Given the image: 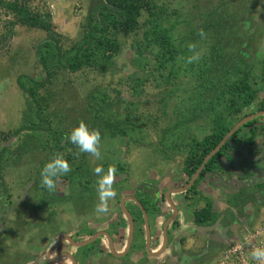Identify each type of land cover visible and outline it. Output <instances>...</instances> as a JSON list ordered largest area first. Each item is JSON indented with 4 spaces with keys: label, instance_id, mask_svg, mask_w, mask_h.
<instances>
[{
    "label": "rangeland",
    "instance_id": "obj_1",
    "mask_svg": "<svg viewBox=\"0 0 264 264\" xmlns=\"http://www.w3.org/2000/svg\"><path fill=\"white\" fill-rule=\"evenodd\" d=\"M34 1L39 5L46 1L43 9L52 14L54 27L59 34L55 39L60 42L59 46L62 50L79 39L80 24L91 0ZM159 2L179 14L177 18L173 16V20L177 19L180 24L173 32V37L177 40L186 37L190 29L189 22L198 27L202 22L201 15L208 14L214 9H221L224 5L227 9L224 13L227 15L225 21L228 24L226 23L223 29L232 27L230 35L225 36L226 39L229 38L225 41V46L230 48L232 42L242 43L240 46L230 48V51L227 49L224 51L225 62L230 57L227 65H232V62L234 63L232 59L238 52L246 55L249 62V72L246 74L253 80L250 83L255 91L260 90L255 82L264 81V0H159ZM7 20L3 10H0V150L3 147L8 150L5 155L6 166L0 180V209L9 201H13L14 209H25L21 198L25 197L23 193L29 190L30 181L37 176L41 166H45L57 155L68 161L70 169L79 166L78 163L93 168L94 165L104 162L106 170L109 172L111 170V175H115L114 163L118 160L121 163L122 176L126 172L128 175L137 171L143 172L152 165L156 169L163 170V173L164 171L180 172L183 166L182 156L174 158L180 153L178 150L177 152L170 150V146L176 143L184 148V144L191 139H201L208 134L212 120L208 119L207 115L204 116V113H208L207 109H211L213 104L207 106L206 102L213 101L214 96L218 95L216 92L220 87L215 88L218 84L222 82L232 84L233 80H237L240 76L230 71L229 78L232 81L228 79L220 81V74L216 73L212 75L211 80L208 79V84H202L197 76L193 77L188 73L184 77L181 74L179 79L166 83L157 73L154 75L142 69L144 61L135 56L134 50L129 46L131 40L124 39L121 40L120 54L112 59L113 66L109 67L105 75L90 70H81L77 73L59 72L39 90V95L44 100L42 104L44 109L40 117L46 119L39 126L43 128L50 126L54 132L50 134L46 131L20 132L14 135L23 124L24 114H29L32 121L38 123L39 119L36 113L29 109V101L18 89L16 79L20 75L29 76L36 82L46 79L37 61L35 50L39 44L49 39V35L41 30L20 26L13 29V36L7 35L9 28ZM208 50L205 44L198 46L191 60L198 64ZM181 64L185 67L183 63ZM262 88L264 89V85ZM95 90H99L100 94L107 93L111 97H114V91L120 92L119 99L124 101L119 107L121 114L118 121L121 123L117 124L123 125L126 131L134 132L133 141L129 136L112 137L110 132L106 133L100 118L95 119L94 122L86 121L91 118L85 111V106L88 104L90 94ZM196 92L201 93V97H196ZM190 97L194 102L199 103V109L195 110ZM128 101L131 102V106L127 105ZM125 109H128L129 119L123 123L126 117ZM201 110L203 113L197 117V113H201ZM216 110V107L212 111L209 110V118L215 119ZM221 110L218 108L219 112ZM80 114L86 116L81 122H84L90 130H99L101 133L99 159L89 153V156L80 153L73 144L63 151H55L56 138L59 137L57 131L63 132V135L71 133L80 123L76 121ZM161 138H164L165 145L160 143ZM77 172L78 169L74 168L69 174ZM106 174L109 175L107 172ZM211 184L218 182L213 181ZM247 196V193H243L241 196L230 195L226 199L219 197L215 200V207L217 206L215 211L223 214L232 208L226 207L230 204V200L232 204H236L246 200ZM260 198L264 200V194ZM26 208H29V205ZM228 212L229 221L217 220L216 226L210 231L211 234L207 230L201 233L203 238L196 254L203 255L202 264L209 262L207 260L210 259L214 260L212 263L214 264L221 256L224 247L240 237L246 227L251 228L256 223L246 224L243 216L236 217L235 215L239 214L238 210L231 209ZM230 221L235 222V225ZM212 239L215 240L211 241Z\"/></svg>",
    "mask_w": 264,
    "mask_h": 264
},
{
    "label": "flooded vegetation",
    "instance_id": "obj_2",
    "mask_svg": "<svg viewBox=\"0 0 264 264\" xmlns=\"http://www.w3.org/2000/svg\"><path fill=\"white\" fill-rule=\"evenodd\" d=\"M248 68L245 73L249 72ZM255 85L260 90L239 111L235 104L230 112H223L222 106L215 105L217 112L212 128L219 117L226 118L229 132L243 119L258 116L244 123L229 138L223 147L227 154L233 150L245 154L248 147L264 141V115H259L264 112V81ZM218 108L222 110L219 112ZM186 155L184 152L175 155L174 158L182 156L183 165L176 173H163L152 165L143 172L130 175L126 172L122 176L120 160L115 162L117 172L112 175L110 186L115 195L107 200L109 211L106 214L96 212L101 203L98 182L108 175L106 172L110 173L104 162L99 161L100 165L93 168L78 163L71 171L77 168L81 176L68 173L57 178L54 191H48L41 184L39 174L44 167L41 166L29 183L28 189L32 192L27 190L21 198L25 209H14L13 201L0 209V264H202L203 255L196 251L203 236L196 229L195 211L205 207L206 200L215 211V200L219 197L226 199L247 193L246 198H255L249 191L256 190L257 186H253L255 181L249 175L242 180L231 175L245 176L242 159L240 170L226 165L229 174H220L227 185L231 181L230 185H235L228 191L219 188V194L216 185L211 184L219 181L216 163L203 176L201 172L190 188L183 190L192 177L185 171ZM188 169L190 171L191 167ZM73 177L77 180L71 184L69 180ZM235 181L240 184H234ZM249 186L252 187L246 189ZM210 227L212 225L206 228ZM207 261L204 263L212 264L214 260Z\"/></svg>",
    "mask_w": 264,
    "mask_h": 264
},
{
    "label": "trees",
    "instance_id": "obj_3",
    "mask_svg": "<svg viewBox=\"0 0 264 264\" xmlns=\"http://www.w3.org/2000/svg\"><path fill=\"white\" fill-rule=\"evenodd\" d=\"M45 3L46 1L39 5L34 0H0V10H3L8 18L7 35L13 36V29L17 26L41 30L49 35V39L39 44L35 50L37 61L44 71L46 79L42 82H36L26 75H20L16 79L17 87L27 97L29 109L36 113V117L39 119L38 123L32 121L29 114H24L23 124L14 135H18L20 132L46 131L49 134L54 132L50 126L46 128L39 126L46 120L40 117L44 109L42 106L44 100L39 95V90L53 75L59 72L77 73L81 70H90L105 75L109 71V67L113 66L112 59L120 54L121 40L124 39L131 40L129 46L134 50L135 56L137 55V58L144 61L142 69L148 70L154 75L157 73L166 83L179 79L181 74L184 77L188 73L193 77L197 76V79L203 82L202 84H208V79L211 80L212 75L216 73L220 74V81L227 79L232 81L229 78L230 71L239 74L240 76L237 80H233L232 84L220 82L221 84L215 87L217 89L220 87L219 91L216 92L218 95L214 96L213 101L206 102L207 106L211 104L213 106L211 109H207L208 113H204V116L207 115L210 120L213 118H209V110L212 111L215 108L214 105L222 106L223 112L227 110L230 112L231 107H235L233 106L235 104L239 108L237 111H239L242 105L246 106L254 99L257 91L249 84L251 79L244 72L249 65L246 55L238 52L232 59L234 61L232 65H227L230 57L225 62L224 51H230V48L240 46L242 43L232 42L230 48L225 46V41L229 40L225 36L230 35L232 27L223 29L227 23L225 21L227 15H224L227 9L224 5L221 9H214L208 14L201 15L202 22L198 27L189 22L190 29L185 35L186 37L177 40L173 37V32L180 24L177 19L173 20V16L177 18L179 14L176 10H170L166 4L160 3L159 0H91L87 13L80 24L79 39L72 42L70 47L62 50L59 46L60 42L55 39V36H59V34L54 27L52 14L45 8L43 9ZM202 44L209 48L208 53L201 61L199 60L198 64H195L191 58L194 55V50ZM181 63L185 67H182ZM114 92V97L107 93L100 94L99 90L90 94L85 111L89 113L91 119H86V121L94 122L95 119L100 118L106 133L110 132L112 137L114 135L120 138L129 136L133 141L134 132L132 130L126 131L123 125L117 124L121 123L118 121L121 114L119 107L124 100L119 99V91ZM200 95L201 93L196 92V97L199 98ZM238 96L241 97L238 98ZM191 99L193 100V98ZM187 100L189 101V97ZM241 100L244 104H241L243 103ZM192 104L195 110L200 108L199 103L194 102V100ZM127 105L131 106V102L128 101ZM124 112L126 117L122 122L126 123L129 119L128 109H125ZM202 113L203 111L197 113V117L201 116ZM83 118L85 119L86 116L80 114L76 121L81 122ZM226 125V118L219 117L215 127H211L209 133L203 138L191 139L184 144V148L176 143L170 146V150L187 153L186 160L188 161L185 163V171L189 177L194 174L201 166L204 158L227 134ZM57 132L59 137L56 138L55 149L63 151L71 145L70 140L67 139L70 133L63 135V132ZM106 136L108 135L106 134ZM64 140L66 143H63ZM160 143L165 145L164 138H161ZM224 149L222 148L209 159L205 165V170L202 171V176L211 165L217 164V161L225 153ZM7 151L5 147L0 150V180L2 179V171L6 166L4 164L7 161L5 158ZM190 167L191 170L189 171L188 168ZM71 175L79 176L81 174L77 172ZM73 180L76 181L77 179L71 178L69 182L74 184L75 181L73 182ZM247 199L249 198L236 204H232L230 200L228 208L231 206L235 210L241 209ZM211 204L210 201L206 200L205 207L195 211L194 218L197 226L207 227L220 219L221 213L213 211ZM230 210L228 209L223 213L225 216L223 222L227 217H230L229 212L227 213Z\"/></svg>",
    "mask_w": 264,
    "mask_h": 264
},
{
    "label": "clouds",
    "instance_id": "obj_4",
    "mask_svg": "<svg viewBox=\"0 0 264 264\" xmlns=\"http://www.w3.org/2000/svg\"><path fill=\"white\" fill-rule=\"evenodd\" d=\"M67 139L79 149L80 153H89L97 159L101 157L99 147L101 144V133L99 130H90L84 122H80L77 127H74ZM70 171L69 164L62 156H54L53 159L42 168L40 182L48 191H53L56 188L57 178L68 174ZM96 171L99 173L100 169ZM98 183L101 190V203L97 205L96 212L106 214L109 211L107 200L115 195V192L112 191L110 187L112 184L111 170L109 175L101 178ZM252 258L264 264V248L256 249L252 253Z\"/></svg>",
    "mask_w": 264,
    "mask_h": 264
},
{
    "label": "water",
    "instance_id": "obj_5",
    "mask_svg": "<svg viewBox=\"0 0 264 264\" xmlns=\"http://www.w3.org/2000/svg\"><path fill=\"white\" fill-rule=\"evenodd\" d=\"M259 115H264L263 113H260ZM255 117H258L257 115L254 116H250L247 117L245 119H243L242 121H240L239 123H237V125H235V127L233 129H231L223 138L222 140L219 142V144L204 158L201 166L195 171V173L192 175L191 179L188 181V184L186 185L185 189L183 190H187V188H190L194 182L196 181V179L199 177L200 173L202 172L204 166L206 165V163L209 161V159L216 155L217 152L219 150H221L226 143L228 142L229 138L235 133V131L241 127L244 123H246L249 120L254 119ZM246 155L247 159L244 161L245 165H243L242 170H244L245 172V176H240V175H234L231 174L234 178H236L237 180H242L244 179L246 176H251L253 178V180L255 181V183L253 184V186H257V187H263L264 186V141L261 140V145H257L255 147L250 146L248 147V150L246 149ZM251 153V154H250ZM257 153H259V157L257 158ZM224 153L221 158L217 161V170H218V179L222 180L220 182L224 183L226 185V181H224V179H222L220 176L221 173H225V174H229V171H227L226 169V165L228 167H230L231 169H236L238 168L240 170V166L239 164L236 163L234 157L232 156L233 153L227 154ZM242 178V179H241ZM250 178V177H249ZM242 182V181H241ZM252 186L247 187L246 189H250ZM223 189H225V186H222ZM242 188V187H241ZM225 190H228V188H226ZM124 213H127L125 211V209L123 208ZM217 222L215 223V225H213L210 228H206V227H198L196 226L197 230L200 231L201 233H204L206 230L210 231L211 229H213L216 226Z\"/></svg>",
    "mask_w": 264,
    "mask_h": 264
},
{
    "label": "built area",
    "instance_id": "obj_6",
    "mask_svg": "<svg viewBox=\"0 0 264 264\" xmlns=\"http://www.w3.org/2000/svg\"><path fill=\"white\" fill-rule=\"evenodd\" d=\"M258 248H264V220L231 241L214 264H262L252 258V253Z\"/></svg>",
    "mask_w": 264,
    "mask_h": 264
},
{
    "label": "crops",
    "instance_id": "obj_7",
    "mask_svg": "<svg viewBox=\"0 0 264 264\" xmlns=\"http://www.w3.org/2000/svg\"><path fill=\"white\" fill-rule=\"evenodd\" d=\"M234 152H232V156L234 157L235 161L237 164L240 163V161L243 159L244 161L247 159V156L246 155L247 153L245 152L244 154V151H243V154L241 153V151L239 150L238 152H236L235 150H233ZM251 154V153H250ZM241 155V156H240ZM245 155V156H244ZM233 182L231 181L230 184H232ZM240 184L239 181H235L234 184ZM242 183V182H241ZM229 184V185H230ZM218 188L217 192L220 193V190L219 188L223 189L222 186H225L226 188H229V187H232V186H235V185H225L224 183L218 181V184H215ZM225 188V189H226ZM261 188V189H260ZM232 189V188H230ZM260 189V190H259ZM224 190V189H223ZM257 190H259L258 193ZM248 191V190H247ZM255 191V192H254ZM254 191H249L250 193L252 192V196H254L255 198L251 197L249 199H247V201L243 204V206L241 207V209H238V212L239 214L235 215L236 217H239V216H243L244 217V220H245V223L246 224H255L251 227V228H255L256 226H258L260 224L261 221L264 220V200L262 198H260L261 196H263L264 194V189L263 187H257L256 190ZM217 193V194H218ZM260 193H263V194H260ZM256 201V202H255ZM216 203V201H215ZM215 205V204H214ZM229 206V204H228ZM226 206V207H228ZM217 207V206H216ZM247 208L244 210V208ZM255 208V209H254ZM233 209V208H231ZM216 210V209H215ZM224 214H221L220 216V219L219 220H223L224 219ZM259 217V218H258ZM261 217V219H260ZM248 221H246L247 219ZM229 221V219H227ZM222 222V221H221ZM231 222V221H230ZM232 225H235V222H231ZM251 228L249 227H246L244 232L247 231V230H250ZM243 232V233H244Z\"/></svg>",
    "mask_w": 264,
    "mask_h": 264
}]
</instances>
